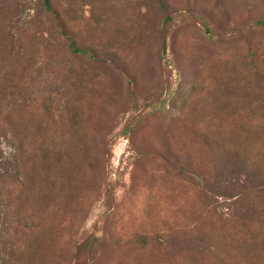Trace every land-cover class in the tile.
<instances>
[{"label":"rangeland","instance_id":"obj_1","mask_svg":"<svg viewBox=\"0 0 264 264\" xmlns=\"http://www.w3.org/2000/svg\"><path fill=\"white\" fill-rule=\"evenodd\" d=\"M36 2L0 0V264H264V200L206 192L238 131L264 168V0Z\"/></svg>","mask_w":264,"mask_h":264},{"label":"trees","instance_id":"obj_2","mask_svg":"<svg viewBox=\"0 0 264 264\" xmlns=\"http://www.w3.org/2000/svg\"><path fill=\"white\" fill-rule=\"evenodd\" d=\"M161 7L165 13H168V7L166 0H159ZM36 8H42V11L46 15L53 16V3L52 0H37ZM173 22V18L169 15L165 18L166 27L169 26ZM259 27H264V21L259 20L257 22ZM168 32V31H167ZM167 32L164 34V38L162 41V49L163 53L166 54L168 51V42H167ZM71 51L75 54L85 53L81 49H77L75 44L71 42L69 45ZM86 55L88 53H85ZM259 115L256 117L257 121H263V124H260L258 127L262 131H259L256 127V123L251 122L254 125L253 135L261 136L264 135V104L261 106L253 107L252 116ZM254 120V119H253ZM236 137L232 142V148H228L225 152L220 151L219 153L222 155H218L217 153V161L218 157H221V160L218 163H221V167L217 171L216 177L213 179L214 184L212 183L207 186L206 192L208 194V199H211L214 204H216L217 208L228 207L230 210L232 209L236 213V218L240 220L245 229L252 227L254 222L256 221V217L258 215L260 205L264 200V168H259L258 170H250L249 172V158L242 150H251L252 147L245 148L244 145L241 144L243 140L242 132L238 131L235 133ZM241 148H240V147ZM263 162V161H261ZM19 161L17 157L14 160H4L3 154L0 151V166L6 165H15L17 171H21V166L18 164ZM218 164V165H219ZM231 168H234V171L241 172L238 173V178H235L234 182H231ZM262 170V171H260ZM248 172V173H246ZM246 173V174H244ZM248 174V175H247ZM224 178V179H223ZM14 179L16 182H20L19 177L12 176L9 170L1 171L0 170V181L11 180ZM5 183V182H4ZM2 194L0 193V244L6 237L11 233L12 225L15 223H9L8 221H3V218H10L9 206L6 205L2 200ZM226 204V205H225ZM3 222V223H1ZM244 237L247 238L243 241V244L248 250H255L256 248L264 246V241L258 242L257 236L254 234H250V231L243 234ZM242 236V237H243ZM258 243H257V242ZM7 263V262H6Z\"/></svg>","mask_w":264,"mask_h":264}]
</instances>
